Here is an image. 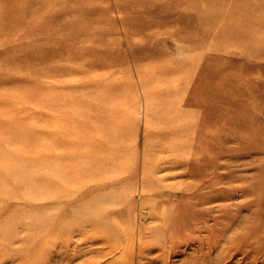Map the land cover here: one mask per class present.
<instances>
[{"label": "rangeland", "instance_id": "rangeland-1", "mask_svg": "<svg viewBox=\"0 0 264 264\" xmlns=\"http://www.w3.org/2000/svg\"><path fill=\"white\" fill-rule=\"evenodd\" d=\"M1 120L0 264H264V0H0Z\"/></svg>", "mask_w": 264, "mask_h": 264}, {"label": "bare ground", "instance_id": "bare-ground-1", "mask_svg": "<svg viewBox=\"0 0 264 264\" xmlns=\"http://www.w3.org/2000/svg\"><path fill=\"white\" fill-rule=\"evenodd\" d=\"M42 57H39L42 60H39L38 65H43V63L45 65V64H47V61H49L48 59H45V62H44L43 61L44 60V57L43 58ZM38 65L36 66V65H32V64H29V65L27 64V65H21L20 68L21 69H25V70L32 71L34 73H36L35 71H40L43 75H46V76H48V75H55L56 74L54 72L55 71L54 69L51 70V68H50V70H47V69L45 70L44 68H38ZM212 89H213V84L211 83V81H208V82L207 81H203V86H202L201 91H203V93H204L205 96H202L201 97V99L203 101L197 103V104H203L204 106H206L207 109H208V111H209V109H211V105L206 101V99L204 97H206V98L209 97V95L211 94ZM196 90H197V88H196ZM188 103H189V105L193 106L194 101H191V102H188ZM3 122H4V126H5L4 128H6V129H8V128L12 129L11 131H12V135L13 136L9 139L8 142H10V143H16V142L22 141V138L19 135H17L18 134L17 125L15 123H12V122H9V121H3ZM190 123L194 124L192 120H191ZM194 125H186V127L182 126L183 127V131H180V132H183L184 133V130H185V132L191 134L192 131L195 129V126ZM0 128L2 130V120L0 121ZM195 131L197 133L198 130L196 129ZM2 157H4V156H2ZM180 162H181V160L179 159V161L177 163H180ZM0 163H1L0 164V167H2V162H0ZM8 176H10V175H8ZM8 176H3V177L0 178V201H1L0 202V216L2 215V213L6 212L8 210V207L6 206V204L10 205V202H12V200L16 199V200H20L21 201L20 203H17L18 205L15 204V205H12L11 206V208L14 206L16 208V211L17 212H19V211L22 210L20 208V205L27 204L28 203V202H22V200H28L29 201V204L33 207V210H36V212H37V214H35L33 216L35 218V221H34V223H32L30 225V227L32 226V228L33 227L39 228L38 230H36L37 234H39V236L41 238H43V239H45L47 241L50 240V239H52L54 237L55 233L57 235H60V228L56 232L54 231V235H53V232L51 230L50 231H47L48 229H50L49 227L52 224L53 219L52 220L47 219V218L44 219L42 217L40 211H38L39 209L42 210V209L48 208V206H50L54 202H56L57 199L55 197H53V196H49V197H45V198L42 197V192L40 190L41 188L38 191H34L32 189V185L35 183V180L34 179H30V180L25 181V182L22 181L19 184H13V187L15 185V190L16 191H21L23 189V192H24V190H26V189L29 188V191H28L29 194H15L14 191H12V193H8L6 190H3V188H2V184L5 183L6 180L8 181L7 184L10 186L11 183H9V180L7 178ZM4 177H6V178H4ZM13 194H14V197L12 196ZM67 202L70 203L71 200L68 198L67 199ZM13 219H15V218H13ZM21 224L22 223H20L19 221H17V219H15L13 221L12 218H11V220L10 219L6 220V224L5 225L11 226V225H21ZM1 225H2V220H0V226ZM40 229L41 230H44V232L43 233L38 232V231H40ZM11 235L10 236L13 237L14 236V233L12 232Z\"/></svg>", "mask_w": 264, "mask_h": 264}]
</instances>
